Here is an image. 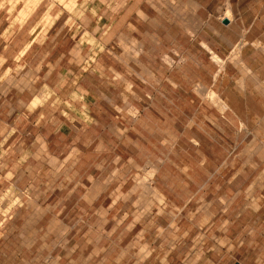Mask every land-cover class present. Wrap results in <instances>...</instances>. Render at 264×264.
Segmentation results:
<instances>
[{
    "label": "rangeland",
    "instance_id": "374dc122",
    "mask_svg": "<svg viewBox=\"0 0 264 264\" xmlns=\"http://www.w3.org/2000/svg\"><path fill=\"white\" fill-rule=\"evenodd\" d=\"M20 2L25 3V9L17 17L15 9ZM244 2L258 5L264 0ZM235 3L225 0L221 9ZM126 5L140 7L145 13L133 12L125 23L127 14L122 9ZM36 6L26 28L20 30L25 35L41 41L49 25L65 11L60 21L80 23L72 35L78 37L73 54L83 65L82 72L91 70L95 54L103 55L94 66L98 74L65 75L69 80L59 93L49 85L64 84L65 80L43 76L37 57L31 60L36 65L29 68L19 63L18 54L15 60L7 59L4 54L10 50L0 55V264H264L263 140L249 143L246 138L239 143L245 167L250 170L244 173V186L237 197L230 192L234 187H219L212 180V188L203 189V194L189 203H181L178 197L164 195L155 183L157 169L172 144L193 151V143L185 138L192 131L188 128L193 126V108H176L172 99L182 102L190 96L213 97L205 72L219 75L228 61H238L237 45L228 59L217 61L216 54L204 58L199 45L187 40V27L197 34L205 20L216 25L224 9L200 11L192 17L188 5L175 4V0H0V20L7 18L12 26ZM161 7L176 10L172 12L178 16L179 42H172L171 30L164 33V43L157 39ZM172 12H168L170 18ZM146 14L150 19L141 25ZM92 20L100 26L91 29ZM109 20L119 22L109 29ZM231 20L233 28L232 15ZM8 31L9 37L19 34L17 28ZM230 32L225 30L226 35ZM211 38L213 42L215 38ZM141 42L148 55L146 66L136 59L143 50ZM81 49L89 53L82 56ZM129 57L133 58L132 67L124 69L120 65H127ZM117 58L116 67L126 75L113 69L112 60ZM165 67L174 70L165 72ZM178 83L180 90L173 86ZM11 86L28 89L21 94L24 100L34 97L22 108L35 109L36 121L41 117L52 121L53 112L60 109L56 105L62 101L66 107L62 112L70 119L88 122L101 118L120 138H104L93 147L91 128L85 134L73 123L62 128L61 137L52 134L55 127L51 122L29 124L21 118L13 123L6 114L11 103L1 99ZM156 100L163 106L151 105ZM45 101L49 106L44 108ZM157 110L170 118L180 114L181 123L175 128L184 130L185 136L179 140L136 139L133 129L141 119L155 125ZM240 131L249 137L252 132L264 134L262 125L256 124H242ZM83 144L84 148L78 149L77 145ZM255 149L258 153L252 156ZM256 159L258 171L254 170ZM176 184L180 187L183 182L178 179ZM177 190L189 192L192 188Z\"/></svg>",
    "mask_w": 264,
    "mask_h": 264
},
{
    "label": "crops",
    "instance_id": "0c3cea01",
    "mask_svg": "<svg viewBox=\"0 0 264 264\" xmlns=\"http://www.w3.org/2000/svg\"><path fill=\"white\" fill-rule=\"evenodd\" d=\"M225 0H175V4L182 2L192 13V17L197 15V12H220L221 6ZM186 3V4H185ZM128 4V3H127ZM130 4V3H129ZM197 4V7L194 6ZM39 6V5H38ZM33 7L29 14L25 16L20 22L14 21L12 26H9L8 19L3 18L0 20V55L3 56V51L7 59L15 60L16 54L19 63H22L24 67H33L36 62L31 63V60L36 59L39 62V71L45 77H65L75 76L77 74L80 77H84L91 72L94 73V66L96 63L99 64L103 54L98 52L92 60V67L89 71L83 70V65L77 62V57L73 54V48L76 47L78 37L76 34L72 35L73 30L80 27V23L74 20H62L60 18L65 13L61 12L54 22L49 25L45 37L41 41H36L32 34H24L20 31L22 28H26V24L35 12L37 7ZM164 6V5H163ZM229 9L231 15L234 17L235 23L231 18L223 17L226 14V9ZM25 9V3L20 2L17 9V17H21L20 13ZM224 13L222 18L217 22L216 25H212L209 20L203 24L199 33H193L190 27H187V40L189 44L197 43L201 48L203 57L206 58L207 54H216L221 60L228 59L229 55L232 54L233 47L237 45V62L228 61L221 74H213L210 70L205 72L208 75L207 87L210 93H214V96L204 99H196L188 97L184 101H176L172 99L174 106L189 107L193 108V126L188 128L192 130L187 136L184 135L185 131H177L176 126L181 123L180 114L172 115L171 118L161 111L157 110L155 125L147 123L144 119H141L139 127L134 128L136 139H156V140H167V139H181L183 136L193 143V151L186 148L175 147L174 144L168 149L166 160L158 167L156 172V185L163 191L167 197H178L181 203H189L199 194H203V189H210L214 185L212 180L218 182V186L222 187H234V191H230L232 195L237 197L244 186L245 172L249 171V168L245 167L243 149H239V143H243L246 138H249V143L256 140L264 141V134L255 136L252 132L251 136L240 131V126L244 125H262L264 128V2H260L258 5L254 3L244 2V0H236L235 6L229 4L226 8H222L221 11ZM122 10H125L127 17L125 23H128L132 19V13L140 10L145 13V10L137 9V7H129L126 5ZM172 11H175L172 9ZM166 7L159 8L158 12L161 14V20L157 23L156 30L157 39H161L162 43L165 42L164 33L172 31V42H179V36L181 34L178 16L174 17V13ZM178 11V9H177ZM168 12H172L173 16L170 18ZM149 16L146 14V19L140 20V24H147ZM226 20V22H225ZM91 29L99 27V21L92 20L94 22ZM119 21L109 20L106 27L109 29L114 27ZM140 25V26H141ZM17 28V33L6 36L8 29ZM230 29L232 32L226 35L225 30ZM9 33V31H8ZM148 32L146 31V34ZM184 35V33H182ZM214 41L212 42V38ZM97 41L100 40L97 38ZM142 41V40H141ZM70 43L68 46L64 44ZM15 47H11L10 45ZM143 45V43L141 42ZM42 49V50H40ZM84 49V47H82ZM81 49V55L86 56L87 53ZM13 50V52L11 51ZM176 56L178 55L175 53ZM94 56V53L92 54ZM142 55L144 57H142ZM161 59L160 55L156 56ZM135 59V58H134ZM136 59L140 62L143 60V66L148 65V55L146 51H140ZM173 59L177 57L173 56ZM133 58L129 57V63L126 65L123 63L120 66H126L131 68ZM29 61V63L27 62ZM120 61V58L113 59L112 63L116 67L115 63ZM163 66V65H162ZM115 72L126 75L127 73L123 70H119L118 67L113 68ZM217 69V68H216ZM174 70L167 67L164 68L165 72H171ZM81 79V78H80ZM79 79V81H80ZM65 80V79H64ZM69 78L65 80L64 84H51L49 87L51 90L59 93L68 83ZM179 82V81H178ZM79 83V82H78ZM178 90L182 89V85L178 83L174 85ZM72 87L75 88V85ZM83 87V86H82ZM73 88V89H74ZM27 88H17L11 86L6 90V94L1 99L8 100L10 104L7 109V117L16 123L18 119L22 118L24 123L35 124L40 122L47 124L53 123L55 127L52 134L57 133L63 137L62 128L64 126H72V124L79 125L77 128L82 133H88L89 128L92 129L90 140L92 146L98 145L100 140L103 141L105 138L108 141L115 138H120L119 135H115L114 131L108 127L101 118H92L90 121L84 119L74 120L73 118L67 117L62 112V108H66L62 105V101L56 105L59 110L54 111V119H39L37 118V111L23 109L29 103L33 101V96H29L27 100H24L22 95L27 92ZM173 91L174 88H171ZM188 91L190 90L187 89ZM207 90V88H206ZM86 97V96H85ZM61 98V96H59ZM62 99V98H61ZM177 102V103H176ZM162 105V101L156 100L151 101V105L157 104ZM150 105V107H151ZM44 106H49V102L45 101ZM42 107V105H41ZM45 108V107H44ZM149 108V106H148ZM2 114V113H0ZM1 119V117H0ZM140 120V119H139ZM8 122L9 119H6ZM51 131L49 130V133ZM131 133V132H130ZM248 133V132H247ZM105 134V136H103ZM126 137V136H125ZM123 137V139L125 138ZM2 135H0V139ZM48 139V136L46 137ZM235 145V147H234ZM245 144H243V147ZM78 149L84 148L77 145ZM94 149V148H93ZM258 149H255L251 153L254 156ZM98 156L101 152L97 153ZM182 155V158L179 157ZM185 157V158H184ZM259 162L256 159L255 164ZM258 171V164L254 170ZM183 182L180 187L176 184V180ZM217 186V187H218ZM192 188L191 191L181 192L179 188ZM165 189V191H164Z\"/></svg>",
    "mask_w": 264,
    "mask_h": 264
},
{
    "label": "bare ground",
    "instance_id": "6f19581e",
    "mask_svg": "<svg viewBox=\"0 0 264 264\" xmlns=\"http://www.w3.org/2000/svg\"><path fill=\"white\" fill-rule=\"evenodd\" d=\"M224 17H227V18H231V13L229 10L226 11V14ZM216 60L219 61V57L215 56ZM151 172H153V170L150 169V171H148L149 174H151ZM150 176V175H149Z\"/></svg>",
    "mask_w": 264,
    "mask_h": 264
},
{
    "label": "water",
    "instance_id": "95a60500",
    "mask_svg": "<svg viewBox=\"0 0 264 264\" xmlns=\"http://www.w3.org/2000/svg\"><path fill=\"white\" fill-rule=\"evenodd\" d=\"M225 22H226V20H225Z\"/></svg>",
    "mask_w": 264,
    "mask_h": 264
}]
</instances>
